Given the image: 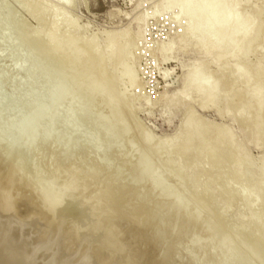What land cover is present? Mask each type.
<instances>
[{
    "label": "rangeland",
    "instance_id": "1",
    "mask_svg": "<svg viewBox=\"0 0 264 264\" xmlns=\"http://www.w3.org/2000/svg\"><path fill=\"white\" fill-rule=\"evenodd\" d=\"M210 2L186 36L176 0H0V204L46 221L40 165L90 194L128 264H264V111L257 131L225 113L264 60V0H240L255 31L234 60L236 20L225 45L199 31ZM199 67L217 105L179 95Z\"/></svg>",
    "mask_w": 264,
    "mask_h": 264
},
{
    "label": "bare ground",
    "instance_id": "2",
    "mask_svg": "<svg viewBox=\"0 0 264 264\" xmlns=\"http://www.w3.org/2000/svg\"><path fill=\"white\" fill-rule=\"evenodd\" d=\"M176 1L178 8L174 16L175 19L183 14L184 5L192 11V9H196V4L200 5L199 3L203 4L205 1H211L207 10L208 18L204 21L202 20V27L199 31L205 32V35H214L213 45L215 47H218L223 41L226 43L229 40L228 43H234L237 49L235 48V51L229 57L230 59L234 60L237 57L240 48H250V38L255 31V23L247 24L246 20L239 18L241 14L240 0ZM191 13L189 12L191 15H189L190 18L186 27V36H189L192 30L196 26H199V18L195 15L196 12L192 11ZM220 17L224 18V26L218 29L216 28V24ZM248 17L250 16L248 15ZM254 17L256 22H262L264 13L254 15ZM234 20L237 21V27L236 29L233 27V29L237 31V34L240 33L238 34L240 36L234 33L233 36L226 39V34L224 35V33ZM241 32L243 33L242 35ZM262 36L264 37V30L262 31ZM201 67L199 69L191 68L187 81L183 86L184 90L179 95H183L189 90L195 92L207 90L210 97H206L204 102L208 101L212 105H217L219 103V96L214 95L217 85L210 80H200ZM250 73H252L254 79V82H252L254 84L249 88L245 87L246 90L235 92L233 101L231 100V104L225 113L233 112L237 116V114L247 111V116H242L240 121L254 123L256 128L253 129L257 131V128L260 130L259 128L262 127L258 123V120L261 119L260 116L264 111V98L261 96L260 89L261 80H264V60L259 61ZM241 76H243L242 71H238V77L240 78ZM124 95L125 91L121 92L120 96ZM38 162L41 163V161ZM35 166V169H37L35 173L36 183L46 203L45 209L49 214V218L46 221L21 219L19 217L22 215L15 213L11 201L10 203L2 202L3 204H0V264H101L97 260L99 257L97 251L104 253L105 256L100 254L104 258L108 256L112 264H128L129 262L127 263L123 260L117 247L111 243L114 240L112 239L113 234L105 223V220L101 218L99 206L96 205V202L89 199L90 194L86 196L88 199L85 197V200H81L80 198L84 195L80 194L81 197H79V194L75 193L79 191L77 190L78 184L74 181V178L57 183L55 179H47L42 176L40 165ZM261 181H264L263 177L256 183L258 184ZM97 204L99 203L97 202ZM101 259L103 258H100V261Z\"/></svg>",
    "mask_w": 264,
    "mask_h": 264
}]
</instances>
